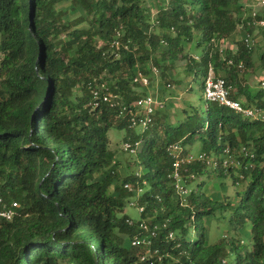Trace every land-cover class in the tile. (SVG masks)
I'll return each mask as SVG.
<instances>
[{
    "label": "trees",
    "instance_id": "1",
    "mask_svg": "<svg viewBox=\"0 0 264 264\" xmlns=\"http://www.w3.org/2000/svg\"><path fill=\"white\" fill-rule=\"evenodd\" d=\"M60 1L0 0V198L18 201L22 211L0 222V264H147L129 242L134 228L124 212L133 193L126 182L146 188L137 200L145 206L143 218L167 222L156 240L167 255L155 264H264V120L207 100L201 114L189 102L177 124L157 112L153 126L140 134L130 122L133 104L149 93L134 83L139 66L149 77L156 66L168 91L180 82L171 72L183 71L203 97L212 66L234 99L264 109V50L255 56L257 48L244 38L231 40L241 24L252 38L258 35L259 28L248 24L246 0H166L153 24L145 0H72L87 15L68 20L69 12L56 8ZM249 71L255 72V90L244 82ZM102 85L118 103L94 97L92 89ZM113 128L124 130L123 140H140L134 169L124 178L111 146ZM196 141L211 154L226 146L239 154L248 146L255 157L247 169L243 155L241 168L197 163L191 170L198 183L192 182L182 206L168 178V146L181 142L193 151ZM207 173L246 182L239 201L210 197L203 190ZM226 212L237 233L211 242L205 219ZM247 223L251 250L241 236ZM169 230L174 239L167 238Z\"/></svg>",
    "mask_w": 264,
    "mask_h": 264
},
{
    "label": "built area",
    "instance_id": "2",
    "mask_svg": "<svg viewBox=\"0 0 264 264\" xmlns=\"http://www.w3.org/2000/svg\"><path fill=\"white\" fill-rule=\"evenodd\" d=\"M258 10L263 11L264 13V0H257L255 3L253 9L250 11L252 14V21L248 24H254L257 28H264V18H257ZM240 26L245 29L243 24ZM244 39L250 48L254 46L256 47V38H252L247 32ZM119 43V40H114L113 42L116 46H119ZM221 52L222 54L225 53L223 49ZM228 64L235 65L236 63L233 58H230ZM237 66L240 69L244 68L243 63H239ZM150 69L151 73L156 77H159V69L156 66H151ZM135 72L134 83H138L144 88L150 87L151 78L142 71L140 66L136 68ZM262 73L263 77L259 87L264 90V71ZM103 88H105L104 85L93 88L92 92L94 97L101 98L104 102L112 104L118 103V101H114L116 96L107 91L103 93ZM168 88L173 87L168 85ZM204 97L208 101L229 107L247 118L264 120V109L255 106H245L241 100L234 99L231 96V86L228 85L225 78L217 77L215 75V70L212 66L206 77ZM133 105L135 109L130 110L131 127L134 128L137 133L142 134L153 126L155 114L162 111L166 104L149 91L148 94L142 95L136 100ZM139 144L140 140H137L135 143H132L129 140H123L121 148L131 155H136ZM168 154L172 159V167L168 174V178L173 186L174 194L182 206L188 204V195L192 191V186L190 185L198 183V173L191 170L197 163L205 164L207 167L213 169L229 167L241 168L243 167V164L240 160V156L243 155L248 157V160L244 165V168L247 169L248 166H252V159L255 157L254 152L250 150V147L248 146H242L239 154L234 153L230 146H226L219 154H211L202 150L196 152L190 151L187 146H184L181 142L170 144L168 146ZM142 174V169L136 171L138 177H141ZM241 177H243V175H241ZM124 187L127 191L133 193L130 204L138 207L141 214L139 220H135L132 217L127 219L128 224L134 228V234L129 238L130 245L139 248L140 250L138 253V261L147 264H155L158 261H163V258L167 253H164L160 245L156 244V240L159 239L161 231L167 227V222H150L147 218L142 217V214L145 211V206L140 205L137 200L145 193L146 188L142 185L136 187L131 182H126ZM20 209L21 204L18 201H6L5 199L0 198V222L13 220L21 216L22 211ZM174 237L175 231L169 230L167 238L174 239Z\"/></svg>",
    "mask_w": 264,
    "mask_h": 264
},
{
    "label": "rangeland",
    "instance_id": "3",
    "mask_svg": "<svg viewBox=\"0 0 264 264\" xmlns=\"http://www.w3.org/2000/svg\"><path fill=\"white\" fill-rule=\"evenodd\" d=\"M250 1L252 3H256L257 0H246ZM167 3L166 0H145L144 7L147 10V15L149 17V21L151 24L156 20L159 8L162 4ZM56 8L58 10L67 11L68 16L65 17V20H68L70 18H75L79 16L80 14H83L86 16L84 9H82L81 6H75L72 3V0H62L56 4ZM247 11V9L245 10ZM87 26V23H80L79 27ZM242 27V26H241ZM243 28V27H242ZM244 29V28H243ZM148 31V30H147ZM256 55L260 56L259 54L263 52L264 50V28L258 29V35L256 36ZM188 47H191L193 53H196L195 50V44L190 45L186 44ZM259 52V53H258ZM198 54V53H197ZM196 55V54H195ZM257 65H259V62H256ZM183 70V69H181ZM148 74L151 77V85L150 87L146 88L150 93H153L154 96H156L159 100H162L167 104V107L170 109H167L166 105L165 108L162 109L161 114H165L168 117V121L177 124L179 121L184 119L187 114V109L189 110L190 107L188 106L189 102L192 103L195 107L199 109V112L201 114V108L204 109L206 106L207 100L203 97V91L201 87H198L196 84V80L192 78L189 74H185L183 71H180L179 73L171 72V75L176 80H179L180 82H176V89L173 91H168L162 79L160 77H156L153 73L148 70ZM255 72L252 73V71H249L245 74L244 82L246 83V86L251 87V89L255 90L257 88V79L255 77ZM200 82V81H199ZM194 88L193 92L192 89ZM167 111V113H166ZM159 112V113H160ZM125 133L124 130H118L116 128L111 129L110 131V137H111V146L117 151V159L119 160L120 164L118 167V172L121 175L122 178L126 177L132 169H134L133 162L135 159H137L136 155H131L130 153L122 150L121 143L123 142V137ZM187 146V145H186ZM202 146L201 141H196L191 149L193 151H198ZM143 172H145L144 168L142 169ZM209 175V176H208ZM205 179V183L203 185V190L210 195V197L220 200V201H226L231 200L233 204H236L239 201L240 195L244 192V189L246 187V182L240 181L238 183L233 182L232 177L228 178H221L215 173H207L205 176H203ZM192 188H195V185H190ZM114 189L112 188V191ZM130 217H132L135 220H139L141 218V214L138 210V207H135L129 203V205L126 207L125 212ZM229 212H226L224 214H219L218 218H206L205 219V225H206V232L208 235V238L211 242H215L219 240L220 238L224 236L230 237L233 234H236L237 232L233 229V227L229 224ZM248 225L245 226V228L242 231V237L244 240V247L245 250H251L252 248V227L250 223H247ZM197 230L192 228L191 229V235L196 233ZM126 239V245H128V237ZM173 262L177 263V259H174Z\"/></svg>",
    "mask_w": 264,
    "mask_h": 264
},
{
    "label": "crops",
    "instance_id": "4",
    "mask_svg": "<svg viewBox=\"0 0 264 264\" xmlns=\"http://www.w3.org/2000/svg\"><path fill=\"white\" fill-rule=\"evenodd\" d=\"M245 3H246L245 7L248 8L246 12L251 11L255 5L254 3L250 2V1H245ZM245 35H246V30L240 26L231 34V40L232 41H239V40L243 39ZM256 40H258V39H256Z\"/></svg>",
    "mask_w": 264,
    "mask_h": 264
}]
</instances>
